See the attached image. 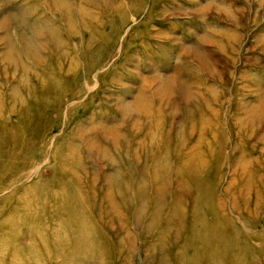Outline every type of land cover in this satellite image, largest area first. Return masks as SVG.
<instances>
[{"label": "rangeland", "instance_id": "rangeland-1", "mask_svg": "<svg viewBox=\"0 0 264 264\" xmlns=\"http://www.w3.org/2000/svg\"><path fill=\"white\" fill-rule=\"evenodd\" d=\"M201 49L205 69L191 57ZM138 96L147 111L123 113ZM25 143L0 182V223L65 161V178L93 195L92 218L105 224L106 264H184L185 232L176 242L174 224L157 251L148 244L177 194L193 207L192 185L177 187L184 155L196 152L207 160L202 176L217 174L218 214L250 234L251 263L264 264V0H0V155ZM107 175L129 189L115 194ZM106 189L138 222L159 210L153 234L112 221Z\"/></svg>", "mask_w": 264, "mask_h": 264}, {"label": "bare ground", "instance_id": "bare-ground-1", "mask_svg": "<svg viewBox=\"0 0 264 264\" xmlns=\"http://www.w3.org/2000/svg\"><path fill=\"white\" fill-rule=\"evenodd\" d=\"M203 10L205 9H199L198 11L202 12ZM97 49H99V52L103 51L98 47ZM191 55L199 68L205 69L207 67L205 65L207 61L203 56L202 49L197 50V53H192ZM67 92L64 90L60 94L61 96L68 95V97L76 96L75 92V94L71 92H69L70 94H66ZM20 101L22 103V99ZM133 102L132 106L127 103L130 107H123L122 112L131 114L133 111L144 113L147 111L146 102L140 96ZM60 103L61 101H59V105ZM191 130L194 132L193 128ZM112 131V129L108 130L104 134L118 137V132ZM24 145L20 146V149L14 148L11 145L5 149L7 151L3 155H0V182L8 178V173L14 174L18 168L16 164L12 165L14 161L10 154L18 150L16 155L20 159L19 163H22L21 160L25 159L21 156L22 154L26 155L25 149L29 147V144L25 143ZM220 150L221 148L219 152ZM101 151L104 157L107 154L106 149H101ZM203 157L204 154L199 155L195 152L191 156L184 155V162H180L183 165L181 166V173H184V175L178 180L179 187L177 188L183 191L184 187L190 188L189 186L191 184V188L195 192V197L192 201L194 203H188L189 206L193 205V207H189V210L186 209L187 206L182 204L183 196L181 193L176 195V199L171 202V205H168V208L167 206L162 207L168 209V214L166 219H164L165 222L163 221L167 226L164 231L158 229L154 232L156 229V223L154 221L159 210L156 209L153 211L152 217H150L147 223H141V220L138 222L137 217L132 216V212L128 207H125L126 202L123 198L122 200L120 199L123 204L121 205L115 200L114 195L110 191H115V194L122 196L124 190H128L129 188L125 184H121V186L117 185L115 178H112L111 175L104 177V180L107 179L110 182L107 186L110 190L106 189L103 193L109 197V203L113 209L112 221L119 222L122 227H126L127 224L139 225L141 230L139 234L137 233V238L143 236L145 232L151 234L154 232V241L148 244L150 251L153 253L157 251V245H162V242L166 239L165 234L172 235L176 231L174 240L176 242L179 241L177 239L181 236L179 235V231L182 229L185 232L182 242L186 239L185 246L182 248L184 251V264H252L250 259L254 258L253 254L250 253V245L252 244L246 238L250 237V234L239 232L235 228L234 230L230 226L229 220L218 214L217 195L215 196V193L213 194V190L216 192V180L214 181V178L217 177V174L215 173L210 178L202 176V169L208 167L207 163H205L207 160L202 159ZM63 162L55 161L54 165L60 171L58 175L53 174L43 179L41 183H36L35 191L31 189L22 193L20 195L21 198L19 197L20 201L17 210L7 217L5 223H0V257H2L3 253L5 255L4 261L3 258H0V264H35V262L40 260L43 264H46V260H50L53 256L56 259L57 256L61 257L62 255L71 264H87V262L91 264L107 263L103 258L109 254V247L106 244L109 238L102 234L104 228L102 223L104 224V222L92 218L91 209L93 201L91 198L93 195L89 191L84 192L76 188L75 181L71 178L72 176L69 179L65 178V174L63 173L64 168H62L64 166ZM29 163V161H26L24 164H20L21 169L25 165L29 166ZM215 164L217 165V161ZM157 165L160 166V164ZM168 167L170 170H174L173 167ZM14 168L15 170H13ZM214 172H217V170ZM146 185L147 183L140 184V191H145L147 189ZM129 186L131 187L133 185L129 183ZM101 191L102 189L98 190V194ZM53 197H55V201L51 200ZM141 204L137 206L138 213H142L144 210V206ZM171 224L177 226L175 231H168L169 225L172 226ZM226 225H229L233 230L231 231L229 227L225 229ZM131 236L130 232L127 231L126 239L128 242L133 243ZM175 254H179V251H176Z\"/></svg>", "mask_w": 264, "mask_h": 264}]
</instances>
